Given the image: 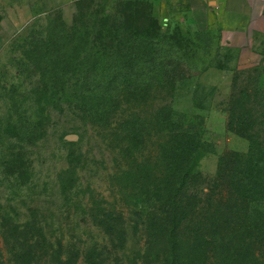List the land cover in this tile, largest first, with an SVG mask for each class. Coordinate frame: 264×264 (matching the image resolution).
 <instances>
[{
	"label": "rangeland",
	"instance_id": "rangeland-1",
	"mask_svg": "<svg viewBox=\"0 0 264 264\" xmlns=\"http://www.w3.org/2000/svg\"><path fill=\"white\" fill-rule=\"evenodd\" d=\"M212 19L208 28H200L191 0H0L4 248L11 237L28 236L63 241L54 249L80 264H143V219L129 199L152 183L153 160L163 151L161 119L167 110L158 112L156 103L171 104L187 118L185 131L201 133L206 152L199 168L208 180L224 153L249 152V139L229 129V112L233 96L246 89L256 93L259 77L264 79V43L231 49L225 28ZM145 30L164 47L166 62L188 69L187 78L176 86L156 84L145 93L147 101L138 100L133 90L121 102L96 99L105 103L98 111L84 105L73 68L65 70L74 59L70 41L87 35L82 46L108 50ZM49 43L59 48L48 54L51 77L43 64ZM117 59L122 63L125 55L120 52ZM59 64L63 70L55 69ZM105 220L116 226L114 237L100 226ZM94 250L104 257L91 263Z\"/></svg>",
	"mask_w": 264,
	"mask_h": 264
},
{
	"label": "trees",
	"instance_id": "trees-1",
	"mask_svg": "<svg viewBox=\"0 0 264 264\" xmlns=\"http://www.w3.org/2000/svg\"><path fill=\"white\" fill-rule=\"evenodd\" d=\"M136 37L108 50L82 46L88 42L87 35L70 41L74 59L66 63L65 70L73 68L71 74L80 82L77 89L84 105L97 110L108 101L121 102L133 90L138 92V100L147 101L145 93L156 84L176 86L187 78L185 66L164 60V47L157 38L153 40L149 30ZM49 44L43 64L51 77L55 76L54 66L46 63L48 54L59 48ZM120 52L125 55L122 63L117 59ZM56 68L63 70V65ZM259 78L257 92L246 89L233 96L229 112V129L247 137L250 150L224 153L209 180L199 168L206 152L201 133L185 131L187 118L171 104H154L158 112L167 110L161 119L166 133L163 151L159 149L153 160L152 183L136 189L129 199L143 219V264H264V122H258L264 118V79ZM100 97L105 103L97 102ZM248 104L260 108L254 111ZM158 122L155 119V125ZM100 226L111 237L118 232L106 220ZM11 239L12 243H3L11 250L0 241V264H80L79 258H68L54 249L63 241L53 244L28 236ZM100 255L92 251L91 263Z\"/></svg>",
	"mask_w": 264,
	"mask_h": 264
},
{
	"label": "crops",
	"instance_id": "crops-1",
	"mask_svg": "<svg viewBox=\"0 0 264 264\" xmlns=\"http://www.w3.org/2000/svg\"><path fill=\"white\" fill-rule=\"evenodd\" d=\"M200 28L216 18L225 28L224 39L231 49L243 51L264 43V0H191ZM210 73L219 77L217 70Z\"/></svg>",
	"mask_w": 264,
	"mask_h": 264
}]
</instances>
